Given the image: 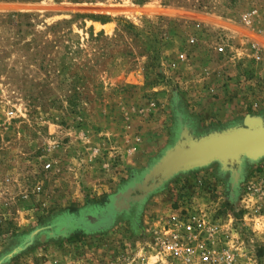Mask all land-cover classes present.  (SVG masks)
<instances>
[{
    "label": "rangeland",
    "instance_id": "1",
    "mask_svg": "<svg viewBox=\"0 0 264 264\" xmlns=\"http://www.w3.org/2000/svg\"><path fill=\"white\" fill-rule=\"evenodd\" d=\"M246 116L264 117V0H0V264H113L172 214L206 217L191 264H264V156L235 181L178 172L95 229L183 128Z\"/></svg>",
    "mask_w": 264,
    "mask_h": 264
},
{
    "label": "water",
    "instance_id": "2",
    "mask_svg": "<svg viewBox=\"0 0 264 264\" xmlns=\"http://www.w3.org/2000/svg\"><path fill=\"white\" fill-rule=\"evenodd\" d=\"M264 156V117L246 116L241 125L195 137L183 128L177 141L148 170L140 184L115 197L95 226L110 227L117 212L130 202L140 201L174 174L213 162L229 171L234 181L243 160Z\"/></svg>",
    "mask_w": 264,
    "mask_h": 264
},
{
    "label": "built area",
    "instance_id": "3",
    "mask_svg": "<svg viewBox=\"0 0 264 264\" xmlns=\"http://www.w3.org/2000/svg\"><path fill=\"white\" fill-rule=\"evenodd\" d=\"M217 51L223 52V47L218 46ZM158 224L149 231L144 246H140L141 253L147 252L149 257L163 264H191L208 259L205 243L201 239L209 229L204 215L172 214ZM140 252L135 250L119 255L113 264H142L144 258Z\"/></svg>",
    "mask_w": 264,
    "mask_h": 264
}]
</instances>
